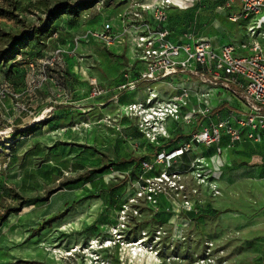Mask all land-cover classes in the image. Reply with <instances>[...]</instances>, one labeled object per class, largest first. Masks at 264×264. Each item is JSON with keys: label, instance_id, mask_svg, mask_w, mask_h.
<instances>
[{"label": "rangeland", "instance_id": "obj_1", "mask_svg": "<svg viewBox=\"0 0 264 264\" xmlns=\"http://www.w3.org/2000/svg\"><path fill=\"white\" fill-rule=\"evenodd\" d=\"M80 1L0 0V10L18 14H0V28L18 36L42 26L59 3ZM102 1L78 19L62 15L45 46L31 41L0 63V264H264V144L239 148L226 138L144 169L143 156L173 152L192 129L182 124L179 143L173 129L171 141L151 145L136 120L111 106L109 93L91 96L93 78L108 89L127 64L116 48L84 37L118 23L128 2ZM238 2L187 0L176 26L194 38L240 45L250 36L248 21L231 19ZM10 44L0 36V52ZM153 87L168 90L169 81ZM224 146L233 148L231 163L214 166L207 157H221ZM137 197L119 227L122 205Z\"/></svg>", "mask_w": 264, "mask_h": 264}, {"label": "built area", "instance_id": "obj_2", "mask_svg": "<svg viewBox=\"0 0 264 264\" xmlns=\"http://www.w3.org/2000/svg\"><path fill=\"white\" fill-rule=\"evenodd\" d=\"M180 2L187 0H128L116 15L118 23L106 22L84 36L88 43H101L108 49H129L136 65L140 64L139 68L126 69L122 82L114 89L113 86L102 87L93 78L90 81L92 97L112 92L110 104L120 105V112L136 120L138 131L151 145L163 146L171 139L173 129L183 132L182 124L191 126L192 132L182 147L143 159L141 166L146 170L152 169L155 159H173L190 151L192 146L211 147L221 144L224 138L233 144L243 139L264 142V42L260 41V38L264 39V0H240V12L231 17L235 22L248 21L250 40L240 45L227 43L218 48L206 38H194L188 33L174 35L168 20L171 15L186 9ZM62 52L60 48L55 50L49 64L53 66L59 62ZM164 80L178 85L168 98H162L153 87V83ZM194 80L205 88L194 92L186 83ZM141 84L147 85L143 99L120 103L122 95L131 94ZM192 95L196 102L190 105ZM232 100L240 102L243 108L239 110L228 105L218 108L222 102ZM218 114L220 118L211 120ZM206 119L210 122L205 125L202 121ZM164 173L167 175V171ZM148 179L141 188L143 193L153 182L151 177ZM137 200L138 197L130 200L132 205H122L124 217L121 216L119 227L125 225L126 213L129 207L135 208ZM93 243L98 245L99 241Z\"/></svg>", "mask_w": 264, "mask_h": 264}, {"label": "trees", "instance_id": "obj_3", "mask_svg": "<svg viewBox=\"0 0 264 264\" xmlns=\"http://www.w3.org/2000/svg\"><path fill=\"white\" fill-rule=\"evenodd\" d=\"M99 0H85L78 3H59L55 10H49L47 18L42 26L34 27L32 31H22L20 35L16 36L11 32L3 31L0 28V36L8 38L11 40L9 47L0 53V63L1 61H8L10 58H15V55L19 53L20 49L27 46L31 41H36L42 46L46 45V40L52 38L56 32L55 22L62 17L64 14H70L72 17L78 19L82 11L92 8ZM109 0H105L107 4ZM0 14L3 16H8L11 18L18 17L14 11L8 9L0 10ZM179 15H171L168 20V27L174 32L175 36L181 35V30L179 31L176 26V19ZM28 132V129H16L17 137L24 136ZM147 157H144L141 161ZM23 204V202H21Z\"/></svg>", "mask_w": 264, "mask_h": 264}, {"label": "crops", "instance_id": "obj_4", "mask_svg": "<svg viewBox=\"0 0 264 264\" xmlns=\"http://www.w3.org/2000/svg\"><path fill=\"white\" fill-rule=\"evenodd\" d=\"M143 1L152 2L154 0H143ZM122 3H123L122 6L120 7V9H118V13L121 12V10L124 8V6L126 4V2H123V1H122ZM237 7H238L237 13H239L240 12V8H241L240 0H239V2L237 4ZM213 44L214 45H219V44L223 45L219 39L218 40H214ZM118 51H120V53L123 54L124 57L126 56V63L127 64H125L123 66V68L121 69V71H120V75L121 76L118 78V80L119 79L120 80L118 82L116 81L117 80V76H118L117 75L116 79L115 80H111L110 85L107 86L109 88H112V86H114L116 84L118 85V83L122 82V80H123V72L126 69H129V68H131L133 66H136L137 68L140 67V64L136 65V60H133L129 49H123V48L120 49L119 48ZM127 56H130V58H128ZM186 83L189 86L191 85V87L194 89V92H195V90H203L205 88V86L200 84L198 80L188 81ZM146 86H147L146 84H141L139 86V88L134 90L131 94L128 93V94L122 95L120 97L119 101L122 103V102H129V101H133V100L143 99L146 96ZM177 87H178V85L169 83V87H168L169 89L168 90H161V91L159 90L161 97L162 98L170 97L176 91ZM107 95H108V100H110L109 98H111L113 96V93L109 92V94H107ZM194 102H196V98H195L194 95H192L191 104L190 105H192ZM112 105L114 107L117 106L116 104H111V106ZM223 105H228L229 108L233 107V108H236V109H239V110L243 108L241 103L238 102L237 100H232L231 102L224 101L218 106V108H220ZM225 116H226V114H225ZM218 118H220L219 114L218 115H213L211 117V120L216 121ZM209 122H210V120H208V119L202 121V123L205 124V125L208 124ZM171 124L174 126V123H170V125ZM176 133H179V131H175L173 133V137L171 139L174 142V144L175 143H179V141H180V139H179L180 136L176 135ZM171 140H169V141H171ZM223 140H226V138H224ZM169 141H167V142H169ZM262 144H264V142H256V141H252V140H249V139H243L241 142L237 143V146H239V148H248V147H259V145H262ZM232 149L230 147H228V146H224L223 149H222L223 153H222L221 157H219L218 154H212V155H210L207 158H208L209 162H211L214 166L216 164H220V162H225L226 164L231 163V152H232ZM144 157L149 158L150 154H148L147 156H143V158Z\"/></svg>", "mask_w": 264, "mask_h": 264}, {"label": "bare ground", "instance_id": "obj_5", "mask_svg": "<svg viewBox=\"0 0 264 264\" xmlns=\"http://www.w3.org/2000/svg\"><path fill=\"white\" fill-rule=\"evenodd\" d=\"M182 5H184L185 3L184 2H180ZM211 42H212V44H213V41L211 40ZM221 44H219V45H214L213 44V46L215 47V48H218L219 46H220ZM196 203L195 202H187L186 203V207L187 208H195L196 207ZM143 243V241L141 240V241H139V242H133V243H123L120 247H121V250H124L125 249V246H126V248H129L130 249V247H136L137 245H140V244H142ZM126 244V245H125ZM125 245V246H124ZM106 246H108V245H106Z\"/></svg>", "mask_w": 264, "mask_h": 264}]
</instances>
